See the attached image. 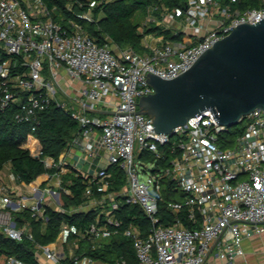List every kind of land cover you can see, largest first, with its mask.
I'll return each mask as SVG.
<instances>
[{
	"label": "built area",
	"instance_id": "obj_1",
	"mask_svg": "<svg viewBox=\"0 0 264 264\" xmlns=\"http://www.w3.org/2000/svg\"><path fill=\"white\" fill-rule=\"evenodd\" d=\"M93 4L82 12L84 17L94 18ZM185 4L187 8L176 9L148 6L140 31L147 25H164L183 36L152 44L145 33L147 49L140 52L99 42L77 18L64 23L57 4L0 0V110L20 101L16 117L36 120L42 109L56 104L78 120L80 131L67 150L76 146L81 156L92 160L103 154L96 172L87 176L84 202L110 199L104 221L98 218L85 233L101 237L122 231L133 240L137 254L133 264H205L214 251L224 264H232L245 253L244 238L264 230V109L243 115L241 131L233 140L226 133L231 126L211 109L190 116L172 134L157 131L154 117L139 110L140 98L155 90L150 73L175 77L239 23L264 19V5L233 11L221 0ZM30 137L37 139L39 149L26 142L24 146L40 156L39 138L33 133ZM64 159L43 157L47 167H57L43 176L47 182L69 169ZM113 164L126 176L125 186L117 191L110 189ZM47 182L43 187L29 185L32 193H17L0 180V228L7 235L33 238L28 223L17 224L14 211L30 208L36 218L48 219L46 193L62 210L60 189H70L60 180L56 187ZM167 182L176 193L171 198L163 190ZM40 190L42 194H36ZM119 199L145 209L153 223L148 233L142 234L135 225L121 228L115 212ZM162 202L175 213L184 211L192 224L180 216L173 223L161 222ZM37 246L47 258L58 260L53 247ZM2 256L6 264H28L13 255ZM85 264L99 263L87 256ZM115 264L128 262L120 256Z\"/></svg>",
	"mask_w": 264,
	"mask_h": 264
},
{
	"label": "trees",
	"instance_id": "obj_2",
	"mask_svg": "<svg viewBox=\"0 0 264 264\" xmlns=\"http://www.w3.org/2000/svg\"><path fill=\"white\" fill-rule=\"evenodd\" d=\"M46 1L50 5H58L64 16L62 19L64 23L70 17L77 18L99 42L110 41L119 47L131 46L142 52L147 49L143 43L145 33L157 32L164 34L165 39H176L183 36L182 31L174 33L172 29L162 28L154 24L147 25L144 32L140 31L139 26L147 13L149 5L158 4L162 8L169 9L184 8L187 0ZM221 1L225 4L229 3L233 11H244L249 7H261L264 5V0ZM80 2L84 4L81 5ZM91 2H94L92 5L94 18L88 19L82 15V12L90 6ZM140 16H142L141 19ZM20 106V101H14L4 110H0V170L9 162L20 180L28 185L43 187L47 182V178H44L43 175L57 170L56 166L47 167L43 157L50 155L58 161L61 153L80 131V124L69 110L56 104L42 109L38 113L36 120H20L16 117ZM241 128V125L231 126L226 133L233 140L240 133ZM29 133L37 136L42 144L40 156L33 155L30 149L24 146V142L31 147L38 142L34 137L27 139ZM110 170L113 173V184L110 189L117 191L126 184L125 172L117 164L111 165ZM62 184L70 188L71 192L60 189L62 210H58L51 204L46 205L45 214L48 219L36 218L30 208L14 211L17 224L28 223L31 231H33V238L26 235L22 240H17L7 235L0 228V257L3 254H7L13 255L28 264H44L38 258V243L53 247V242L60 233L64 222L80 231H86L91 223L95 221L99 212L97 207H91L88 210L74 209V207H77L85 200V189L88 184L87 175L80 170L67 171L62 175ZM171 184L172 182H167L163 189L166 198H171L176 194L171 193ZM115 212L122 220L121 228L133 224L138 226L142 234L145 235L153 225L149 214L139 203L128 202L123 199L119 207L115 209ZM159 214L160 221L165 224L175 222L177 216H180L185 224H192L185 216L184 211L175 213L166 206L165 202L160 204ZM86 235L89 234L87 233ZM89 246L87 252L91 256L102 258L113 264L116 263V259L120 256L125 257L128 264H133L137 260L136 250L131 237L118 236L94 249L91 248L90 244Z\"/></svg>",
	"mask_w": 264,
	"mask_h": 264
},
{
	"label": "water",
	"instance_id": "obj_3",
	"mask_svg": "<svg viewBox=\"0 0 264 264\" xmlns=\"http://www.w3.org/2000/svg\"><path fill=\"white\" fill-rule=\"evenodd\" d=\"M149 81L155 90L140 98L139 110L154 117L159 132L172 134L205 109L228 126L238 124L243 115L264 109V19L239 23L177 76L150 73Z\"/></svg>",
	"mask_w": 264,
	"mask_h": 264
},
{
	"label": "crops",
	"instance_id": "obj_4",
	"mask_svg": "<svg viewBox=\"0 0 264 264\" xmlns=\"http://www.w3.org/2000/svg\"><path fill=\"white\" fill-rule=\"evenodd\" d=\"M215 21L216 20H212L210 23L211 24L215 23ZM160 26L162 28H166L164 25H160ZM169 29L172 28L170 27ZM145 37L152 44H160L161 42L167 40L165 39L164 34H159L157 32H148ZM36 145L39 148V143H36ZM61 156L65 158L64 160L66 163V167H68L69 169L62 172L60 176H52L47 182L48 185L52 184L54 185V187H56L55 185L58 184L59 180L62 183V175L67 171L80 170L87 176L89 174H93L98 169L99 163H101L103 158V154L99 155L97 158L93 160L91 158L86 157V155L81 156L76 146L72 147L70 150H67L66 148L61 153L60 157ZM0 180L11 185L16 190L17 193H32L30 186L18 178L17 174L13 171L10 163L9 165L4 166L0 170ZM36 194L38 195L42 194L41 190L38 191ZM45 201L55 206L54 200H52V197L48 193H46ZM121 201L122 199H119V205ZM91 207H97L99 211L95 221L98 218L104 221L105 214L110 207V199L100 200L98 202H91L88 204L86 202H82L77 207H74V209L88 210ZM64 225H66L67 228L63 231ZM130 226H133V224ZM118 236H127V235L124 234L122 231H119L109 236L94 237L92 235H86L85 231L83 230L80 231L79 229H76L74 226H71L68 223L64 222L60 233L58 234L56 240L53 242V248L59 255L58 260L55 261L47 258L45 253L39 246H37V254L39 260L44 264H85L86 257L91 256L87 252L90 247L89 244L91 245V248L94 249L98 246H101L109 242L112 238H116ZM263 239H264V230L254 233L249 237H245L243 240L245 253L243 255L238 256L236 260L252 252L255 246ZM95 259L99 264L110 263L109 261H106L102 258H95ZM0 264H6L5 257L3 256L0 257Z\"/></svg>",
	"mask_w": 264,
	"mask_h": 264
},
{
	"label": "rangeland",
	"instance_id": "obj_5",
	"mask_svg": "<svg viewBox=\"0 0 264 264\" xmlns=\"http://www.w3.org/2000/svg\"><path fill=\"white\" fill-rule=\"evenodd\" d=\"M141 18L142 16H140V19ZM113 46L115 50H119V47L116 44L113 43ZM239 125L240 123L233 126L236 127ZM34 147L35 149L38 148V146L36 147V144L34 145ZM6 165H9V162H7L4 166ZM143 176L145 177L146 175L143 174ZM224 263H225L224 261H222L218 256L215 255V251H214V253L211 254V256L208 258L205 264H224ZM232 264H264V239L255 246L252 252L248 253V255H245L240 259L234 260Z\"/></svg>",
	"mask_w": 264,
	"mask_h": 264
},
{
	"label": "bare ground",
	"instance_id": "obj_6",
	"mask_svg": "<svg viewBox=\"0 0 264 264\" xmlns=\"http://www.w3.org/2000/svg\"><path fill=\"white\" fill-rule=\"evenodd\" d=\"M34 139H35V138H34ZM37 143H38V142H37ZM35 144H36V143H35ZM39 146H40V145H39ZM36 147H37V145H36ZM32 148H33L34 150H38V149H39V148H38V149H35V147H34L33 145H32Z\"/></svg>",
	"mask_w": 264,
	"mask_h": 264
}]
</instances>
